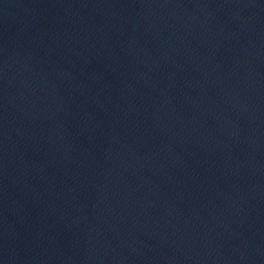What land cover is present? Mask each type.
Instances as JSON below:
<instances>
[{"label": "water", "instance_id": "obj_1", "mask_svg": "<svg viewBox=\"0 0 264 264\" xmlns=\"http://www.w3.org/2000/svg\"><path fill=\"white\" fill-rule=\"evenodd\" d=\"M0 264H264V0H0Z\"/></svg>", "mask_w": 264, "mask_h": 264}]
</instances>
